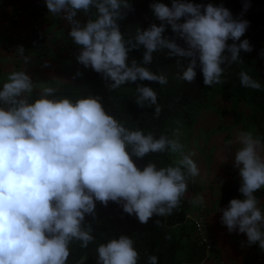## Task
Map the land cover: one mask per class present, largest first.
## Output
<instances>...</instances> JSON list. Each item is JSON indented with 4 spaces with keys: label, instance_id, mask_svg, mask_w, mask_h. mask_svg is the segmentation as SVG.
<instances>
[{
    "label": "clouds",
    "instance_id": "clouds-1",
    "mask_svg": "<svg viewBox=\"0 0 264 264\" xmlns=\"http://www.w3.org/2000/svg\"><path fill=\"white\" fill-rule=\"evenodd\" d=\"M46 7L71 22L69 36L80 48L78 63L102 74L113 90L137 81L167 84L165 75L146 67L156 52L168 50L169 58H191L180 79L193 81L199 67L204 85L212 86L223 82L226 66L242 62L241 51H252L247 39L241 41L248 21L234 19L223 5L154 3L151 11L160 25L137 29L134 40H125L119 25L130 8L128 0H46ZM93 8L95 19L83 24L76 19ZM166 26L187 48L164 37ZM140 46L142 61L129 63V52ZM17 52L29 62L23 47ZM240 82L246 88L261 87L246 72L240 73ZM34 87L29 75L16 71L0 88V264H66L71 241L87 248L94 240L91 226L84 224L86 216L95 215L97 202L120 204L141 224L173 213L187 191V181L199 175L180 143L164 135L155 138L130 131L106 113L100 97L75 102L49 99L55 89L46 87L39 99L29 102ZM136 92L139 107L157 105L151 87L139 83ZM160 111L155 107L156 117ZM237 142L234 166L244 198L232 199L221 209V224L229 233L246 234L249 245L258 244L264 251V214L254 195L264 188V145L252 132H240ZM166 151L180 154L174 165L157 168L148 163L140 168L133 160ZM197 202L203 200L198 197ZM96 251L97 264H137L139 258L133 240L125 235ZM149 264H157V257L150 256Z\"/></svg>",
    "mask_w": 264,
    "mask_h": 264
},
{
    "label": "trees",
    "instance_id": "trees-1",
    "mask_svg": "<svg viewBox=\"0 0 264 264\" xmlns=\"http://www.w3.org/2000/svg\"><path fill=\"white\" fill-rule=\"evenodd\" d=\"M173 0L168 7H171ZM193 4L223 5L234 19L248 21V27L241 41L247 39L252 47L251 52H240L242 62L226 66L221 79L222 83L206 86L203 83V75L199 67L194 69L196 77L188 82L180 79L187 69L191 58L171 57L168 50L153 53V62L146 67L156 74L167 77V84L156 82L126 83L113 90L110 82L106 81L102 74L96 73L91 68L87 69L84 83L80 87L60 86L55 89L49 99L67 98L73 102L89 96L100 97L106 113L114 117L124 127L140 130L145 135L151 133L155 138L164 135L186 145L196 119L201 110L205 109L215 89L229 92L236 103L245 102L250 107L248 123L256 128L261 140L264 142V0H228L216 2V0H184ZM129 9L124 10V18L119 21L120 30L125 40L133 39L136 30H146L151 24L160 25L152 14L151 4L146 0H128ZM96 10L93 8L88 14L78 13L81 23L88 19H95ZM183 22V18L181 20ZM168 39H175L176 43L187 48L183 40L173 33L170 26H166L163 33ZM231 40L228 44H232ZM239 43V42H237ZM144 48L129 52V63L135 59L138 63L143 59ZM179 61V63H177ZM246 72L253 80L259 82L260 89L255 90L241 85L240 73ZM143 83L151 87L157 94V105L151 107H139L135 101L137 98L136 86ZM40 98L38 92H33L29 102ZM161 111L155 116V107ZM236 120L238 113H234ZM130 151V148L127 149ZM174 155L171 151L163 153H150L137 160L133 157L138 167L143 168L148 163H154L157 168L174 165ZM241 184L233 181L223 184L220 189V202L229 203L232 199H240ZM187 188L193 192L198 191L195 183L187 181ZM257 199L264 195V188L255 194ZM190 203L182 196L179 206L168 216H153L147 224H141L134 215L123 212L122 205L109 202L107 206L97 202L94 216H86L84 227L92 228L91 235L94 240L87 246L81 247V242L73 240L68 248L70 255L66 264H97V248L106 244L111 239H118L121 235L130 237L134 242V248L138 252L137 264H149V257L156 256L157 264H196L202 257L201 248L196 246L193 239V225L187 224V214ZM160 224L157 225L156 221ZM264 231V228L262 229ZM183 255L180 259L179 255Z\"/></svg>",
    "mask_w": 264,
    "mask_h": 264
},
{
    "label": "crops",
    "instance_id": "crops-1",
    "mask_svg": "<svg viewBox=\"0 0 264 264\" xmlns=\"http://www.w3.org/2000/svg\"><path fill=\"white\" fill-rule=\"evenodd\" d=\"M17 7L24 10L20 20L6 21L5 14L15 12ZM35 7H39L46 22L40 30L32 28L37 19ZM76 19L81 21L79 15ZM70 30L71 22L64 14L52 15L46 7V0H0V88L7 82L9 74L16 71L29 75L35 85L33 92L39 94L46 87L82 86L88 68L78 63L80 48L69 36ZM19 47L24 48V56L29 57L31 63H23V58L17 52ZM204 134L207 133L204 131ZM238 134L239 131L234 129L232 135L235 141L229 140L228 145L217 142L215 152L220 161L216 165V175H208L202 184L194 182L198 187L197 192L189 189V195L186 191L185 198L190 203L187 224L192 225L199 215V207L204 206L206 226L221 264H264V251L258 244L249 245L246 234L238 231L229 233L227 227L221 224V209H225L229 203L220 202V189L228 182L241 184L239 171L234 166L235 152L240 147L236 142ZM253 137L259 138L264 145L259 134ZM198 197L203 203L197 202ZM243 198L240 194V199ZM257 200L264 214V195Z\"/></svg>",
    "mask_w": 264,
    "mask_h": 264
},
{
    "label": "rangeland",
    "instance_id": "rangeland-1",
    "mask_svg": "<svg viewBox=\"0 0 264 264\" xmlns=\"http://www.w3.org/2000/svg\"><path fill=\"white\" fill-rule=\"evenodd\" d=\"M151 5L154 3H164L169 6L171 0H146ZM228 0H216V2H226ZM234 113H238L236 120ZM250 107L245 102L234 101L229 92L215 89L212 92L209 105L200 111L196 123L191 131V135L182 149L184 154H190L191 159L196 163L199 175L192 177L190 182L203 183L208 175L215 176L216 165L220 161L216 151L217 142L229 144L233 140L234 129L240 132H252L253 136L258 135L256 128L248 123ZM204 131L207 134H204ZM237 142V141H236ZM180 158L179 153L174 155V163ZM220 178V177H219ZM190 195V190L187 189ZM183 253L179 258H183Z\"/></svg>",
    "mask_w": 264,
    "mask_h": 264
},
{
    "label": "built area",
    "instance_id": "built-area-1",
    "mask_svg": "<svg viewBox=\"0 0 264 264\" xmlns=\"http://www.w3.org/2000/svg\"><path fill=\"white\" fill-rule=\"evenodd\" d=\"M36 21L33 23L32 28L34 30H40V28L46 24L44 21L43 14L39 12V7H35ZM23 8L17 7L15 12L6 13L5 20L8 22H18L23 15ZM44 12V11H43ZM23 63L24 60H23ZM31 63V59L29 58V62L25 64ZM199 215L193 220V239L196 243V246L201 248L202 257L197 261L196 264H221V260L216 251L215 244L210 237L209 231L206 226V217H205V207H199ZM263 229V228H262ZM261 229V230H262Z\"/></svg>",
    "mask_w": 264,
    "mask_h": 264
}]
</instances>
